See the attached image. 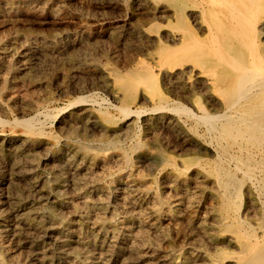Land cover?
Masks as SVG:
<instances>
[{"label":"rangeland","instance_id":"rangeland-1","mask_svg":"<svg viewBox=\"0 0 264 264\" xmlns=\"http://www.w3.org/2000/svg\"><path fill=\"white\" fill-rule=\"evenodd\" d=\"M170 14L169 0H0V133L30 137V146L15 154V162L31 169L33 179L55 194L64 191L67 209L60 211L61 215L84 236L106 230L121 242L122 250L131 245L139 255L164 257L173 260L172 264H213V258L214 264H229L221 259L236 255L238 247L230 241L231 233L224 230L223 190L209 171L212 163L222 159L215 158L219 140L196 119L216 107L218 97L210 99L202 78H174L167 69L157 67L159 33L152 30H170ZM147 66L151 77L141 75L140 81L151 79L139 88L135 100L125 101L121 93L114 94L120 74L128 69L142 72ZM159 103L168 108L155 109ZM121 105L130 107L127 117L118 109ZM177 105L188 106L193 115L174 109ZM30 116L45 130L25 134L15 121ZM46 152L55 154L53 164L44 161ZM226 157L223 155L224 165L235 170L233 174L240 180L241 197L234 207L237 219L255 222L264 210L262 175L259 170H254L253 178L244 175L238 161ZM69 159L77 168L74 173L67 164ZM0 168V174L7 177L4 184L13 188L12 181L8 182L10 169L4 164ZM22 181L27 188L23 196L26 194L27 200L36 196L34 200L39 201L40 195L30 190V180ZM42 196L43 203H52ZM75 211L85 216L79 218ZM96 239L100 242L101 238Z\"/></svg>","mask_w":264,"mask_h":264},{"label":"bare ground","instance_id":"bare-ground-1","mask_svg":"<svg viewBox=\"0 0 264 264\" xmlns=\"http://www.w3.org/2000/svg\"><path fill=\"white\" fill-rule=\"evenodd\" d=\"M169 8L171 14L168 16H172V20L168 19L169 23L167 25H169L171 29L162 31V29L155 28L152 30L157 34L159 33V46L155 53L157 57V67H159L160 69H167L168 73H171L170 75L174 78H185L188 80H192L193 77L202 78L201 82H203V86H205V88H207L208 90V93H210V99L218 97V105L216 107L212 106V109L210 111L202 110L203 112L200 113V115L197 114L198 116L196 117V119L197 122H202L204 123V125H206L209 131L208 133L214 136V140L215 138L219 140V145L216 143L218 145V148L215 158L218 157L222 159H219L212 163L209 167V171L213 176H215L218 183L217 185H219L223 190L222 196H220V200L222 211L221 218L224 230L229 231L228 233H231L230 241L232 240V242H234V244H236V246L238 247V252L236 253V255L227 254L221 259V262L227 260L229 261V264H264V210H262L263 212L261 215L259 214L260 216L256 217L255 222H251L250 220L246 221L242 218L237 219L238 215L234 207L235 205L238 206L237 199L239 200V198L241 197V190L239 188L240 180L239 178H236L237 176H234L233 172L235 170L232 169V172L229 167L228 169L224 165L223 162V159L225 158H223V155H227L226 159L230 156L231 159L238 161L237 163L239 164V169L244 171V175L251 174V176L249 177L252 178V173L254 172V170H259L260 174L262 175V177H260L259 179V182L262 184L261 189L264 190V0H169ZM146 28L148 27L146 26ZM149 68L151 67H145L142 72L136 71L135 69H125L126 71L120 74L115 80L117 83L115 89L117 91H114V94L117 95L121 93L125 101L135 100L137 98L136 94L139 88H143V86L146 84L145 82H147L148 79H151L147 78V80H145L146 78H143L145 82H142L143 80L140 81L141 75H144L145 77H151ZM153 78H155V76ZM169 82L170 80L168 81V83ZM75 103L77 104L76 101ZM115 107L117 108V106ZM154 107L152 108L154 109ZM165 107L167 106H165L164 103H159L157 104V107L155 109H162ZM187 107L183 105H177L174 107V109L180 110L181 113L182 111L184 113H187V116L188 114H191V110L189 111ZM129 108L130 107H128L127 105H121L118 107L124 117H127L129 115ZM91 109V111H93V108ZM170 109L172 110L173 108L171 107ZM198 110L201 112L199 108ZM47 111L48 110H46L45 112ZM133 111L135 114L136 110ZM48 113L46 114L48 115ZM92 113H94V111ZM192 115L193 114H191L190 116ZM37 117L38 116H36V118ZM3 122L2 124H4ZM10 122L11 121H9L8 124ZM15 123L21 125L24 128L25 134H35L41 128L39 126H36L37 123L31 116L28 118L17 119ZM44 123L45 118L43 124ZM41 124L42 123H40V125ZM191 127L190 129L193 128ZM40 130L44 131L45 128H41ZM40 132L41 131H39V133ZM6 135L0 133V166L4 164L5 167H8L10 169L8 182L9 180H11L13 185H15L13 186V188L15 189L11 188V186H6V183L4 184V179L7 177L3 176V174H0V264H164L168 262V260L164 259V257L157 259L149 254L147 255L146 253H144L145 255H139L137 252H133L134 247H130L131 245L127 249L124 248L125 250H122L119 245V243L121 242L113 240L112 238L115 235H113L112 233H108L106 230L103 231L100 229L99 232H97L98 234H93L92 236L90 234V236L87 237L84 236L82 230H76V228L73 229V225V227L71 228L67 220L62 217L60 212L64 209H67V201L65 200V193H63L64 191H61L58 195L55 194L53 190H50L49 188L40 184L41 181H39V179H33L34 173H32L31 169H26L23 166H19L17 160V163L15 162V154L25 152L26 149L30 146V137L24 138L22 136L18 137ZM200 135H202V133ZM23 136L25 135L23 134ZM90 141L89 143H91ZM209 142H207V145L209 144ZM115 144L116 143H114V145ZM89 145L91 146V144ZM232 148L234 149V153H232ZM170 157L171 156H169V158ZM54 158L55 154L46 152L44 161L52 162L53 164ZM227 161L230 162L231 160ZM171 163L172 162H170V164ZM67 164L70 165L72 172L77 170L72 160L69 159ZM167 165L169 166V163ZM45 166L47 167V164ZM234 166L235 168L237 167L236 162ZM231 167L234 168L233 166ZM236 169L238 170V168ZM88 176L91 177L90 175ZM255 176L254 179H256ZM26 178H28V180H30L31 182V192L34 191L35 194L40 195L39 201H35L37 200L36 196L29 200H27V197H25L26 194L23 196L22 193H24V190L27 188L25 187L26 183H22L25 181L22 180ZM259 187L260 186H258V188ZM70 189L71 188H69V190ZM42 195H44L46 199H52V203L49 205L48 203H43V200H40L43 197ZM85 197L86 196H84L83 198L85 199ZM260 198L259 200H261ZM103 201L105 202V200ZM72 210L74 209L72 208L71 211ZM66 213L67 212H65V214ZM12 215H15L16 218L14 219V217H11ZM74 215L79 218L85 216L82 211H75ZM135 229L136 228H134V231H136ZM138 230L139 229H137V231ZM142 232L143 231H141V233ZM117 233L119 234V232ZM203 235L205 234L203 233ZM96 238H101L100 242ZM94 239L95 242L93 243ZM131 239L133 238L131 237ZM205 248L206 246L204 247V249ZM172 261L168 262V264H172ZM212 262L214 264V262H216V258H213Z\"/></svg>","mask_w":264,"mask_h":264}]
</instances>
